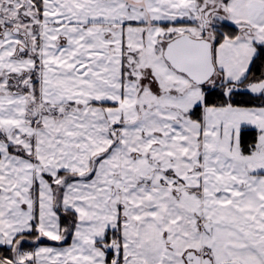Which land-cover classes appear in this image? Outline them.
I'll return each instance as SVG.
<instances>
[{"label":"snow or ice","instance_id":"snow-or-ice-1","mask_svg":"<svg viewBox=\"0 0 264 264\" xmlns=\"http://www.w3.org/2000/svg\"><path fill=\"white\" fill-rule=\"evenodd\" d=\"M0 264H264V0H0Z\"/></svg>","mask_w":264,"mask_h":264}]
</instances>
